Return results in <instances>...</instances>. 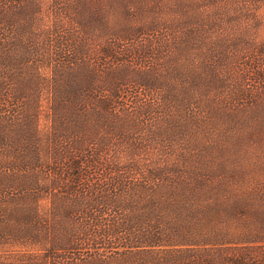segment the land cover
I'll return each mask as SVG.
<instances>
[{
  "label": "trees",
  "instance_id": "1",
  "mask_svg": "<svg viewBox=\"0 0 264 264\" xmlns=\"http://www.w3.org/2000/svg\"><path fill=\"white\" fill-rule=\"evenodd\" d=\"M259 3L0 0V264H264Z\"/></svg>",
  "mask_w": 264,
  "mask_h": 264
},
{
  "label": "rangeland",
  "instance_id": "2",
  "mask_svg": "<svg viewBox=\"0 0 264 264\" xmlns=\"http://www.w3.org/2000/svg\"><path fill=\"white\" fill-rule=\"evenodd\" d=\"M234 16H236L237 24L234 26V28L233 27H230V28H232V29L238 28L239 29V24L248 25L249 29H251L252 32H255V34H257V36L261 40L264 41V3H259L257 5V8L255 9L254 13H253V10H251L250 13H240L238 15L235 14ZM239 16H240V18H239ZM208 21H210V20L203 18L204 24H208ZM220 28H221V25H220ZM223 32L225 33L224 30H223ZM226 34L230 35L231 33H226ZM50 121H49V116L47 114L41 115V117L39 118L38 125L36 126L37 127L36 130H37V133H38L40 138L42 137L45 139L46 137H48L47 134L51 131L50 130V126H51ZM1 142L2 141H0V143ZM3 142H5V141H3ZM250 166L256 167V170H258L257 172H259L260 174L264 172V165H263L262 161L252 163V165H250ZM15 250L21 251V249H18V248H15Z\"/></svg>",
  "mask_w": 264,
  "mask_h": 264
}]
</instances>
